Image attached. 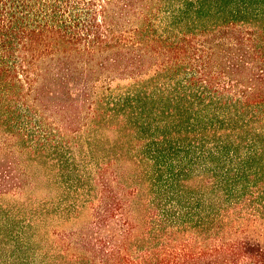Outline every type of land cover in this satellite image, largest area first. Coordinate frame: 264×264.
Instances as JSON below:
<instances>
[{"label":"trees","instance_id":"16d2710c","mask_svg":"<svg viewBox=\"0 0 264 264\" xmlns=\"http://www.w3.org/2000/svg\"><path fill=\"white\" fill-rule=\"evenodd\" d=\"M0 264H264V0H0Z\"/></svg>","mask_w":264,"mask_h":264}]
</instances>
